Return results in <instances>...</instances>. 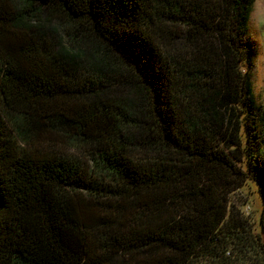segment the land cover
Masks as SVG:
<instances>
[{
	"label": "trees",
	"instance_id": "16d2710c",
	"mask_svg": "<svg viewBox=\"0 0 264 264\" xmlns=\"http://www.w3.org/2000/svg\"><path fill=\"white\" fill-rule=\"evenodd\" d=\"M253 3L0 0V264H264Z\"/></svg>",
	"mask_w": 264,
	"mask_h": 264
},
{
	"label": "rangeland",
	"instance_id": "374dc122",
	"mask_svg": "<svg viewBox=\"0 0 264 264\" xmlns=\"http://www.w3.org/2000/svg\"><path fill=\"white\" fill-rule=\"evenodd\" d=\"M249 38L253 46L251 82L255 100L264 109V0H254L252 11L248 22ZM230 205L234 209V216L255 227L260 215L261 204L250 182L234 190L230 196ZM226 264H242V252L239 246L223 253ZM254 253L248 256L247 264L254 263ZM251 261V262H250Z\"/></svg>",
	"mask_w": 264,
	"mask_h": 264
}]
</instances>
